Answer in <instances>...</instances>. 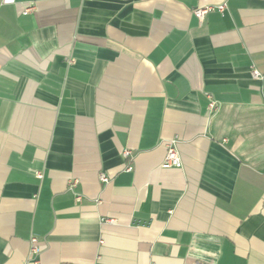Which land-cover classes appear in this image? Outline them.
<instances>
[{
    "label": "crops",
    "instance_id": "crops-1",
    "mask_svg": "<svg viewBox=\"0 0 264 264\" xmlns=\"http://www.w3.org/2000/svg\"><path fill=\"white\" fill-rule=\"evenodd\" d=\"M33 235L39 264H264V0H0V264Z\"/></svg>",
    "mask_w": 264,
    "mask_h": 264
},
{
    "label": "built area",
    "instance_id": "built-area-1",
    "mask_svg": "<svg viewBox=\"0 0 264 264\" xmlns=\"http://www.w3.org/2000/svg\"><path fill=\"white\" fill-rule=\"evenodd\" d=\"M227 10V4L223 3L220 5H211V6H202L199 7L197 9L194 10V15L198 18V20L200 22H203L205 20V17L208 13L213 12V11H218L220 13H223ZM30 10H27L25 13H28ZM253 76L255 78H259V73L258 72H254ZM208 99V106H207V112L209 114V116H212L214 114H216L220 108V103L214 99L213 96L208 95L207 96ZM177 140L176 139H172L169 140L165 143V147H166V155H165V159L162 163V168L163 169H173V168H181L182 166V162H181V158L179 156V152H178V148H177ZM124 157L129 159L131 153L129 151H125L124 152ZM127 171H132V167L129 165L126 168ZM100 179L105 182L108 183L109 179L107 178V176L105 175H101ZM75 186V182H70L69 183V188L72 190ZM80 199V197H78V200ZM38 238L36 236H31L30 238V244H31V248H30V264H39V261L36 260V256L39 255L40 253V248L38 246ZM199 264V263H197Z\"/></svg>",
    "mask_w": 264,
    "mask_h": 264
}]
</instances>
